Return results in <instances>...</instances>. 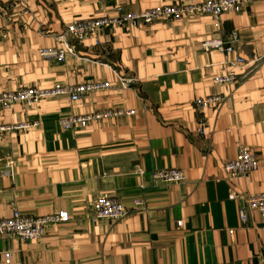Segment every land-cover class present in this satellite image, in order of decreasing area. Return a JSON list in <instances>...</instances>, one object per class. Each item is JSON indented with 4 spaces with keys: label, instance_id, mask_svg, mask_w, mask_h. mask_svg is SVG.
<instances>
[{
    "label": "crops",
    "instance_id": "crops-1",
    "mask_svg": "<svg viewBox=\"0 0 264 264\" xmlns=\"http://www.w3.org/2000/svg\"><path fill=\"white\" fill-rule=\"evenodd\" d=\"M205 1L0 0V92L109 84L76 102L51 97L0 111V219L14 211L71 218L36 241L0 236V264H264V219L249 210L242 225L245 202L231 194L264 193V0H245L240 12L221 16L219 28L194 14L88 38L63 63L40 57L61 47L56 38L73 20L115 16L118 6L139 13ZM233 32L237 55L257 62L237 85L218 86L213 79L235 55L205 51L202 42ZM211 96L224 100L203 111L200 135L194 103ZM120 110L135 114L60 126ZM242 147L261 165L228 179L223 167ZM163 169L182 170L185 181L153 183L151 172ZM103 195L133 213L95 221L92 203Z\"/></svg>",
    "mask_w": 264,
    "mask_h": 264
},
{
    "label": "built area",
    "instance_id": "built-area-1",
    "mask_svg": "<svg viewBox=\"0 0 264 264\" xmlns=\"http://www.w3.org/2000/svg\"><path fill=\"white\" fill-rule=\"evenodd\" d=\"M245 4V0H206L197 5H166L152 10L139 13H123L121 8L116 10L115 16H104L98 19L73 20L66 28V31L56 38L61 44L60 48H45L40 50V57L43 60H54L60 63L66 61L68 56L76 55V46L83 44L88 38L99 35L114 29L130 31L135 28L149 27L159 20H181L190 15L204 14L210 16L217 28L220 27V18L228 12H240ZM239 35L233 32L227 39H210L202 42L205 51H218L228 56L235 55L234 58L226 60L222 65V72L213 79V84L218 86H235L248 75L247 67L254 65L257 61L248 62L243 57L237 55L236 44ZM96 44L98 42L96 41ZM240 72V73H239ZM109 88L108 83L84 84L75 87H64L59 84L49 89L23 88L16 92H8L0 95V110H8L16 104L33 106L41 100L51 97H66L72 102L78 101L81 96L99 90ZM222 96H211L197 99L194 107L201 111L197 119L198 133H205L206 118L203 111L205 109L215 110L222 102ZM134 111L120 110L116 113H98L89 116H76L64 119L60 122L63 130H71L77 126H86L94 120H101L111 116H132ZM261 165V161L256 153L247 147L239 149L237 156L228 161L223 169L228 179L247 176ZM137 174L146 176V172L140 170ZM150 179L153 183L178 185L185 181V175L179 169H163L151 172ZM232 198L236 202L244 201L245 205L238 208V215L242 225L248 221V211H256L264 219V193L257 195L242 196L232 192ZM136 208L143 205V201L134 202ZM93 219H109L120 221L133 213L128 210L120 201L106 195L100 196L92 203ZM68 212H59L49 216L34 218L22 216L14 211L8 219H0V236H15L24 241H36L42 238L46 229L51 224L66 223L70 221ZM178 226H182L180 222ZM264 230V226L262 228ZM7 259L11 256L6 254ZM264 262V258H263Z\"/></svg>",
    "mask_w": 264,
    "mask_h": 264
},
{
    "label": "rangeland",
    "instance_id": "rangeland-1",
    "mask_svg": "<svg viewBox=\"0 0 264 264\" xmlns=\"http://www.w3.org/2000/svg\"><path fill=\"white\" fill-rule=\"evenodd\" d=\"M119 8L122 9V7L118 6L117 9H119ZM16 91H18V90H14V91H2V92H0V95H1V94H4V93H8V92H16ZM0 111H3V110H0Z\"/></svg>",
    "mask_w": 264,
    "mask_h": 264
}]
</instances>
